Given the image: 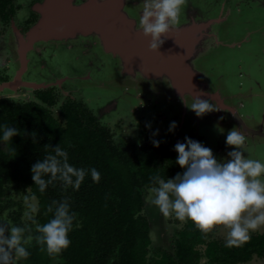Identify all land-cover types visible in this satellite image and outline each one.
<instances>
[{"label":"trees","instance_id":"16d2710c","mask_svg":"<svg viewBox=\"0 0 264 264\" xmlns=\"http://www.w3.org/2000/svg\"><path fill=\"white\" fill-rule=\"evenodd\" d=\"M15 1L0 0L3 24L14 17L19 6ZM33 3V17L24 31L38 16ZM3 80L7 76H0ZM53 90H36L39 101L0 99V137L5 124L19 133L8 142L0 141V210L11 203L6 201L10 190L28 188L39 209L31 225L32 237L38 235L36 224L51 218L47 206L53 200L68 198L70 211L76 213L66 250L53 258L32 239L25 245L30 256L17 264H200L202 258L204 264H239L264 259V230L251 233L250 240L240 246L226 247L225 239L203 234L191 221L176 230L172 250L153 249L151 222L143 213L145 189L153 186L152 176L166 180L175 175V156L153 146L151 130L141 129L137 141H116L110 127L85 102L65 97L59 103ZM53 106L58 107L57 114ZM57 144L68 152L74 167L95 168L99 182H93L88 173L79 190L65 189L57 180L40 192L31 178V166L54 154L51 147ZM11 218L14 225L22 226L20 212Z\"/></svg>","mask_w":264,"mask_h":264},{"label":"rangeland","instance_id":"374dc122","mask_svg":"<svg viewBox=\"0 0 264 264\" xmlns=\"http://www.w3.org/2000/svg\"><path fill=\"white\" fill-rule=\"evenodd\" d=\"M15 2L19 6L12 24L0 21V67H5L10 74L19 67L12 27L18 28V24H22L18 15L28 14L32 0ZM186 8L190 9L191 17L198 14L193 17L195 20L214 18L216 21L200 42L199 46L205 47V50L194 60V65L207 74L212 91L218 90L225 102L233 105L239 112L247 126L258 129L263 123L264 129V0H187L180 15V24L190 20L187 18ZM128 11L135 15L129 6ZM103 56L110 65L105 66L109 71H105L102 76L85 72L75 77L66 76L67 80L52 81L61 86L64 93L58 90L62 97L59 103L68 93L76 100L87 101L93 113L110 127L116 141L120 138L137 141L141 129L151 130V139L160 141L159 147L166 153H172L175 158V143L184 142V137L187 136L211 148L218 160L227 159V152L234 146H227L225 139L227 132L235 127L247 138L244 155L264 162V138L246 133L235 122H229L234 121V118L227 110L212 111L197 117L178 96L173 95L169 84L164 81H147L139 75L133 77L121 72L117 76L113 58ZM89 75H92L91 80H87ZM7 95L16 101L31 100L33 96L32 89L27 87L0 92V96ZM186 102L190 104L192 99L186 96ZM51 109L57 114V106ZM173 121L177 123V127L169 132V125ZM157 130V134L153 135ZM175 166V175L184 171L176 163V159ZM151 187L145 189L147 207L143 212L151 222V245L153 249L172 250L176 230L185 222L179 221L175 216L165 217L160 213L150 202ZM26 196L29 202L37 204L36 197L28 188L10 190L6 201L11 203L0 210V221H8L14 225L11 215L16 211L20 212L21 227L27 226L30 229L25 232L27 238L32 237L31 225L35 223L29 222L25 216L29 211ZM32 215L35 216V213ZM263 230L264 227H261L254 232ZM226 232L224 226L218 225L208 235L211 238L225 239ZM204 261L205 258H202L200 264H204ZM239 264H264V259L255 257L250 262Z\"/></svg>","mask_w":264,"mask_h":264},{"label":"clouds","instance_id":"9594fccd","mask_svg":"<svg viewBox=\"0 0 264 264\" xmlns=\"http://www.w3.org/2000/svg\"><path fill=\"white\" fill-rule=\"evenodd\" d=\"M186 5L187 0H143L138 31L150 37V50H157L164 43L162 37L166 38L180 24V15ZM180 94L183 103L197 117L221 108L213 104V99L201 98L202 94H192L190 104L183 99V93ZM176 127L177 123L173 121L168 131L172 132ZM18 134L15 127L5 124L0 141L8 142ZM246 139L235 127L230 129L225 144L234 147L227 152V159L222 160H218L212 149L199 141L187 136L184 142L177 141L174 145L176 163L184 171L166 180L159 175L150 177L153 183L150 202L163 216H175L181 222L191 221L203 234L218 225L224 226L227 229L226 247L247 242L252 232L264 227V162L244 155ZM152 143L158 147L160 141L153 140ZM51 148L54 154L46 155L30 169L31 178L40 192L57 180L65 189L72 187L79 190L88 173L93 182H99L100 173L95 168H76L69 163L65 149L58 144ZM46 176L47 179L44 178ZM25 202L29 209L25 216L36 223L32 214L38 212V205L29 202L27 196ZM47 213L52 214L51 218L43 224H36L38 235L35 237H25V232L30 230L27 226L0 221V264H16L18 260H26L30 252L25 245L32 239L40 245L41 251L53 258L70 246L68 233L76 213L70 211L69 199L53 200L47 206Z\"/></svg>","mask_w":264,"mask_h":264},{"label":"water","instance_id":"95a60500","mask_svg":"<svg viewBox=\"0 0 264 264\" xmlns=\"http://www.w3.org/2000/svg\"><path fill=\"white\" fill-rule=\"evenodd\" d=\"M128 6L135 13L128 11ZM143 0H39L32 5L37 19L24 32L13 26L19 67L15 76L0 83L4 88L19 86L42 88L44 83L28 82L22 79L27 71L29 54L37 43L44 41H67L89 38L103 55L112 57L117 69L116 75L124 73L141 76L169 84L173 95L186 101L192 94L213 99L220 110H227L234 121L246 133L264 138V129L250 128L233 105L225 102L218 90L212 91L209 78L198 70L194 60L205 50L200 42L207 36L214 18L181 23L170 31L164 43L157 50H150L148 42L139 30V13ZM214 46V45H213ZM49 85V84H48ZM221 91V90H220ZM222 93V92H221ZM223 94V93H222ZM185 105V104H184ZM210 114V113H209Z\"/></svg>","mask_w":264,"mask_h":264},{"label":"flooded vegetation","instance_id":"af4514ba","mask_svg":"<svg viewBox=\"0 0 264 264\" xmlns=\"http://www.w3.org/2000/svg\"><path fill=\"white\" fill-rule=\"evenodd\" d=\"M15 4L17 3L15 2ZM189 11L190 9L186 8V12L188 13L187 16H189L187 18H193L194 16L198 15V14L196 15L194 14V16L191 17ZM16 13L13 18H15ZM18 16L21 17L22 19V24H18V29L21 32H24L25 24L29 19L33 17L31 8L28 11V14L26 15L19 14ZM13 18L10 20L9 24H12L11 21L13 20ZM35 47L37 48L35 49ZM29 58L30 59L28 61L27 71L23 74L22 79L28 82H32V81L36 82L34 81L36 79L38 80L37 81L38 83H44L47 84V86L42 88L19 86L17 88L27 87L32 89L33 96L31 100H35V101H39L35 93L36 90L53 87L56 90L58 89L60 92H62L61 86L59 87L57 84L52 83L53 80L55 81L67 80L66 76L75 77L85 72L86 74L92 72V74H99V76H102L104 75L105 71H109L105 69V66L110 65V63H108L105 60L102 53L95 48L94 42L89 38H82V37L67 41L50 40V41L37 43L34 46L33 50L30 52ZM113 61H114V65H116L114 59ZM93 71L95 73H93ZM15 73L16 71L13 74L7 73L5 67H0V76L2 77L3 75L7 76V80L0 81V83L12 79L15 76ZM62 75L64 76V78H60L62 77ZM91 79H92V75H89V78H87V80H91ZM8 89L10 88H4L0 90V92H3L4 90H8ZM16 89H11V90H16ZM56 90L53 91L54 93L56 92L57 95L59 96L60 94ZM62 94L64 93L62 92ZM65 97H70L72 99H75V97L71 93L65 94L64 98ZM60 98L62 97L59 96L58 99L60 100ZM0 99H8L11 100L12 102H18L16 101V99L8 95L0 96ZM81 101L86 102L88 106L87 101L85 100H81ZM19 102H24V101H19ZM260 126L263 127V123H261L259 127Z\"/></svg>","mask_w":264,"mask_h":264}]
</instances>
